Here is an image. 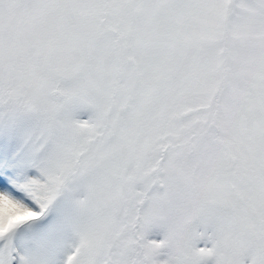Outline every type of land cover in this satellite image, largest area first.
<instances>
[{
  "label": "snow or ice",
  "instance_id": "obj_1",
  "mask_svg": "<svg viewBox=\"0 0 264 264\" xmlns=\"http://www.w3.org/2000/svg\"><path fill=\"white\" fill-rule=\"evenodd\" d=\"M62 0H0V264H264V160L189 162Z\"/></svg>",
  "mask_w": 264,
  "mask_h": 264
},
{
  "label": "rangeland",
  "instance_id": "obj_2",
  "mask_svg": "<svg viewBox=\"0 0 264 264\" xmlns=\"http://www.w3.org/2000/svg\"><path fill=\"white\" fill-rule=\"evenodd\" d=\"M62 2L150 92L185 159L225 180L264 160V0Z\"/></svg>",
  "mask_w": 264,
  "mask_h": 264
}]
</instances>
